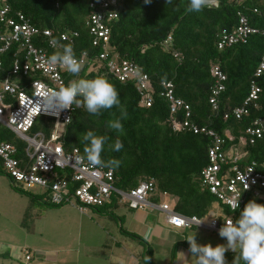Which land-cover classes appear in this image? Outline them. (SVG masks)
<instances>
[{"label":"trees","instance_id":"16d2710c","mask_svg":"<svg viewBox=\"0 0 264 264\" xmlns=\"http://www.w3.org/2000/svg\"><path fill=\"white\" fill-rule=\"evenodd\" d=\"M8 1L15 11L23 12L34 25L53 31L57 48L50 47L46 38L36 41L50 56L69 43L74 53L87 51L90 56H98L101 51L100 47L93 46L89 34L91 9L88 0ZM119 1V19L111 24L110 54L120 60L136 62L149 74L155 89L154 103L150 107L142 105L136 84L117 80L95 57L92 62L81 66L79 76L66 71V84L73 79L105 76L119 92L121 105L127 111V118L121 121L124 133L119 134L108 127L110 120L120 116L119 108L102 110L97 116L88 113L83 106L77 108L74 105L62 143L66 151L77 148L84 157V133L92 130L106 137L102 159L121 161L120 167L113 170L116 187L129 191L141 181L154 178L156 190L153 194L172 195L176 199L175 210L203 217L216 201L202 183V170L208 164L213 139L208 133L173 129L169 104L160 95L161 82L172 81L177 96L191 105L192 120L206 127L207 131L224 135L226 147L240 144L246 127L255 119L264 118V76H254L264 54V35L252 34L246 42L223 49L218 43L223 30L231 31L238 25L240 14L246 15L252 24L264 28V17L254 11L255 8L264 10V0H217V6L205 7L200 12L187 11L190 0H172L171 4L167 0H151L150 4H145V0ZM65 32H78V36L73 43L64 41L61 36ZM11 54H7L5 71L11 66ZM216 64L227 75L226 89L220 96L218 109H214L209 101L215 83L210 70ZM93 66L96 70L91 69ZM253 80L257 81L261 92L258 99L250 103L249 112L242 119L234 116L225 119L227 112L245 102ZM179 117L183 118L184 114L180 113ZM45 118L38 120L35 127L48 125ZM49 128L47 126V132H50ZM14 138L0 125V140L13 142ZM117 139L123 144L119 152L110 147ZM244 149L248 151L249 161H264V137ZM262 192V197H250L248 202L254 199L264 204V189ZM248 202L234 212L226 208L224 213L238 219Z\"/></svg>","mask_w":264,"mask_h":264},{"label":"built area","instance_id":"2783aa9c","mask_svg":"<svg viewBox=\"0 0 264 264\" xmlns=\"http://www.w3.org/2000/svg\"><path fill=\"white\" fill-rule=\"evenodd\" d=\"M88 1L91 9L88 17L89 34L93 46L100 47L101 51L98 56H90L87 51L75 53L76 58L81 61V66H84L97 57L114 78L136 84L142 105L152 106L155 89L149 74L136 62L120 60L116 55L110 54L111 24L119 19L120 1ZM217 5L216 0L213 6ZM254 11L264 17V10L255 8ZM252 34L264 35V28L252 24L246 15L240 14L239 23L233 30L222 31L218 47L223 49L244 43ZM77 36L78 32H65L61 37L62 40L73 43ZM42 38H46L50 47H58L51 29L34 25L23 12L15 11L8 0H0V49H3L0 51V125L16 137V142L0 140V161L5 174L13 185L24 190L40 187L47 194L46 200L49 203L73 204L80 212H84L88 207L103 206L114 195L119 203L127 204L131 209L146 208L150 205L149 197L156 190L154 178L141 181L129 191L120 189L115 186L113 170L105 167L93 168L79 149L66 151L64 148L62 137L75 107L73 105L71 109L55 115L40 105L41 92L46 89L58 90L66 85L67 71L59 65L48 64L49 53L36 44V41H41ZM10 52L11 66L5 71L6 57ZM91 69H95L94 66ZM210 72L215 78V83L209 101L214 109H218L220 96L226 89L227 75L217 64L211 67ZM254 76H264V54ZM260 92L261 87L253 80L245 102L236 106L232 112H227L224 118L234 116L236 119H242L249 112L250 103L258 99ZM160 95L169 104L170 119L175 131L208 133L212 137L208 152L209 161L202 170V183L216 200L208 214L203 217L182 214L167 203H163L161 209L165 211L168 223L174 227L199 225L219 231L224 224L223 219L233 217L227 216L224 210L216 212L217 205H224L234 212L233 202L239 200L240 209L250 197L263 195L264 161H249L248 151L244 146L254 144L264 137V118H257L246 127L240 144L226 147L227 139L224 135L212 130L207 131L206 127H201L192 120L191 105L177 96L172 81L161 82ZM180 113L184 114L183 118L179 117ZM43 116L54 120L50 132L36 130V123ZM237 210L238 208L235 211ZM206 218L207 220H204ZM25 257L27 260L32 258L28 252Z\"/></svg>","mask_w":264,"mask_h":264},{"label":"crops","instance_id":"0c3cea01","mask_svg":"<svg viewBox=\"0 0 264 264\" xmlns=\"http://www.w3.org/2000/svg\"><path fill=\"white\" fill-rule=\"evenodd\" d=\"M114 197L105 206L88 207L84 212L73 204L50 208L59 215L60 222L52 223L44 231L51 237L60 227L59 233H56L58 240L48 239L39 245L27 242L34 249L30 246L19 248V252L26 251L24 257L27 252L32 256L29 260L25 257V263L182 264L179 252H183L189 260L192 256L190 245L184 240L189 235H196L197 243L202 245L211 243L215 247L227 244L226 238L219 236V231L206 226L178 228L168 223L161 205L167 203L174 208L176 199L172 195L152 194L150 205L144 209H131L127 204L119 203L118 199L114 200ZM217 206L216 212H221V205ZM149 229L152 230L151 238L145 239ZM0 243L5 247L4 242ZM21 255L16 252V259H22ZM225 256L227 264H232L235 253L228 251ZM15 257L9 252L0 253V264H16Z\"/></svg>","mask_w":264,"mask_h":264},{"label":"clouds","instance_id":"9594fccd","mask_svg":"<svg viewBox=\"0 0 264 264\" xmlns=\"http://www.w3.org/2000/svg\"><path fill=\"white\" fill-rule=\"evenodd\" d=\"M167 2L171 4L172 0ZM150 3L151 0H145V4ZM215 3L216 0H190L187 11L200 12L205 7H212ZM61 47L62 50H57L48 58V64L59 65L74 76H79L81 61L76 58L72 45L69 43ZM40 98V105L45 110H51L55 115H59L60 111L71 109L73 105L77 108L83 106L88 113L97 116L102 110L117 107L120 109V116L110 120L108 127L119 134L124 133L121 121L127 118V111L121 105L119 92L105 76L73 79L58 90H44L40 93ZM82 141L85 144L84 159L90 166L107 167L110 170L120 167L119 159L111 158L107 161L102 159L106 137L89 130L83 134ZM110 147L119 152L123 148L122 141L117 139ZM239 207V200L233 202L234 211ZM223 221L219 236L226 238L227 244H218L215 247L211 243L202 245L197 243L196 235H189L184 240L189 243L192 256L189 260L183 252H179L182 256V264H227L225 254L228 251L235 253L232 264H264V204L257 203L254 199L250 200L240 212L238 219H223ZM151 233L152 230L149 229L145 239H150Z\"/></svg>","mask_w":264,"mask_h":264},{"label":"rangeland","instance_id":"374dc122","mask_svg":"<svg viewBox=\"0 0 264 264\" xmlns=\"http://www.w3.org/2000/svg\"><path fill=\"white\" fill-rule=\"evenodd\" d=\"M44 121L48 125L43 124L44 127H38L36 130H47V126L52 129L54 120L45 118ZM13 142H16V137ZM46 198L47 194L40 187H33L30 190H24L19 186L15 187L0 163V242L5 244V247L0 245V253L9 252L14 257L16 252L22 253V259L19 258V261L16 257L13 259L17 261L16 264H29L28 262L25 263V250L19 252L21 247L30 246L34 249L33 245H28L27 242L39 245L44 244L48 239L58 240V234L56 233H59L60 227L51 237L44 231V229L48 230L52 223L60 222V217L56 211L50 209L55 205L49 203ZM113 199L116 200L115 197ZM56 206L61 207V205ZM221 207L222 210L226 209L224 205H221ZM56 227L53 229H56Z\"/></svg>","mask_w":264,"mask_h":264}]
</instances>
